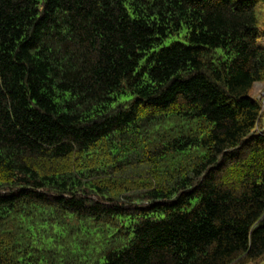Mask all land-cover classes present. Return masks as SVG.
I'll return each instance as SVG.
<instances>
[{
    "label": "trees",
    "instance_id": "trees-1",
    "mask_svg": "<svg viewBox=\"0 0 264 264\" xmlns=\"http://www.w3.org/2000/svg\"><path fill=\"white\" fill-rule=\"evenodd\" d=\"M263 38L264 0H0V264H264Z\"/></svg>",
    "mask_w": 264,
    "mask_h": 264
},
{
    "label": "rangeland",
    "instance_id": "rangeland-1",
    "mask_svg": "<svg viewBox=\"0 0 264 264\" xmlns=\"http://www.w3.org/2000/svg\"><path fill=\"white\" fill-rule=\"evenodd\" d=\"M186 34H187V29H184V31L182 32V34L180 36H176V37H172V38L168 39L165 42L164 46H169L174 41H183ZM261 45L264 46V38H263V40L261 42ZM254 95L257 98L261 99L263 101V103H264V84H262V83L256 84Z\"/></svg>",
    "mask_w": 264,
    "mask_h": 264
}]
</instances>
